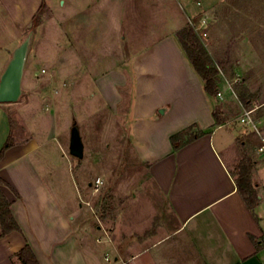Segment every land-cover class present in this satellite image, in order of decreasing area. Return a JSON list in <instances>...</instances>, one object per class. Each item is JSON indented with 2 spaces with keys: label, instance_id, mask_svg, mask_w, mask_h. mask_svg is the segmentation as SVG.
<instances>
[{
  "label": "rangeland",
  "instance_id": "374dc122",
  "mask_svg": "<svg viewBox=\"0 0 264 264\" xmlns=\"http://www.w3.org/2000/svg\"><path fill=\"white\" fill-rule=\"evenodd\" d=\"M45 2L40 21L35 24L32 20L8 53L9 61L14 48L34 28L22 96L17 102L0 103L13 123L12 140L34 136L40 142L34 157L65 212L74 216L73 225L80 239L90 243L94 264H123L121 260L116 263L114 256L123 248L126 261L137 254L140 244L149 246V251L136 261L148 263L157 248L151 250L145 241L165 224L170 215L168 204L153 185L148 165L134 151L127 116L132 75L120 89L124 99L118 107L106 102L98 79L115 69L130 73L132 58L173 28L174 3ZM189 3L197 7L196 1ZM185 5L188 11L190 5ZM211 16L207 38L196 33L212 64L218 66L223 61L219 82L228 84L232 91L224 88L229 91L226 96L223 93L222 98L218 94L211 98L213 109L221 108L225 120V128L217 136L225 135L226 130L235 134L232 172L237 178L243 157H251L252 182L259 194L254 163L260 154L261 139L247 127H238L244 109L254 108L256 117L264 118V0H228L216 5ZM12 31L6 28L7 39ZM239 83H244L253 95L249 107L243 105L235 90ZM75 122L85 144L82 159L69 152ZM169 228L165 226L166 231ZM177 252L173 250L172 254ZM107 255L110 261L105 260Z\"/></svg>",
  "mask_w": 264,
  "mask_h": 264
},
{
  "label": "crops",
  "instance_id": "0c3cea01",
  "mask_svg": "<svg viewBox=\"0 0 264 264\" xmlns=\"http://www.w3.org/2000/svg\"><path fill=\"white\" fill-rule=\"evenodd\" d=\"M43 1L0 0V71L18 34L31 24ZM159 1L174 3L171 31L132 58L130 73L112 70L98 79V88L110 106L118 107L124 99L120 89L132 75L127 116L134 151L148 165L170 215L145 241L151 250L157 248L150 262L136 261L149 251L143 244L126 261L121 248L122 254L114 260L123 264H264V156L258 154L254 163L260 202L251 209L231 169L235 134L226 130L217 136L225 127L215 126L211 98L176 36L188 22L199 24L212 18L215 6L228 0H193L197 7L189 0ZM6 28L13 30L8 39ZM227 85L220 84L222 95L229 93L224 90L230 89ZM194 123L206 133L174 150L171 136ZM13 132L10 114L0 104V154ZM40 147L34 136L17 137L0 157V177L10 185L4 191L22 229L0 239V264H22L17 253L27 242L40 264H94L90 243L80 239L74 216L65 212L34 157ZM165 226H170L168 231ZM173 250L180 252L174 256Z\"/></svg>",
  "mask_w": 264,
  "mask_h": 264
},
{
  "label": "trees",
  "instance_id": "16d2710c",
  "mask_svg": "<svg viewBox=\"0 0 264 264\" xmlns=\"http://www.w3.org/2000/svg\"><path fill=\"white\" fill-rule=\"evenodd\" d=\"M46 6L47 4L44 0L38 10V14L33 17L35 24L40 21L39 15L43 14ZM176 36L189 61L202 79L206 94L209 98L216 96L220 91L219 66L223 64V61L218 66L212 64L211 59L203 44L199 40L192 24L187 23L176 32ZM235 90L238 92L239 99L243 105L245 107H249L253 101V95L250 93L248 87L244 83H239L235 86ZM222 112L221 108L213 109L215 126L222 125L225 122V120L221 118ZM205 133V130L201 129L197 123H194L174 133L170 140L174 150H178L182 146L203 136ZM13 144L14 141L10 136L1 149L0 157H3L6 150L13 146ZM252 169V158L244 156L239 165V173L236 178V184L248 207L255 209L259 205L260 199L256 186L252 182ZM7 186L10 187L8 182L0 177V239L14 231L22 233V229L13 212V203L4 191V187ZM17 196H19L18 193ZM17 256L21 260L22 264H40L38 257L28 242L17 253Z\"/></svg>",
  "mask_w": 264,
  "mask_h": 264
},
{
  "label": "water",
  "instance_id": "95a60500",
  "mask_svg": "<svg viewBox=\"0 0 264 264\" xmlns=\"http://www.w3.org/2000/svg\"><path fill=\"white\" fill-rule=\"evenodd\" d=\"M34 28L23 41L14 48L12 55L0 75V103L17 102L23 93V78L27 60L31 51ZM164 112V109H160ZM69 152L80 159L85 155V144L78 124L73 123Z\"/></svg>",
  "mask_w": 264,
  "mask_h": 264
},
{
  "label": "built area",
  "instance_id": "2783aa9c",
  "mask_svg": "<svg viewBox=\"0 0 264 264\" xmlns=\"http://www.w3.org/2000/svg\"><path fill=\"white\" fill-rule=\"evenodd\" d=\"M198 4H201L198 1ZM194 27L195 31L201 35V38H207V28L209 26V21L207 18H204L199 24L190 22ZM218 96L222 98V92H218ZM256 109H244L243 113L240 116V124L241 127H247L251 132H254L261 139V146L259 148V152L262 156H264V118H257L255 115ZM97 183L100 184L101 180L98 179ZM106 260L110 261V256H106ZM110 264H114L113 262ZM124 264H127L124 262Z\"/></svg>",
  "mask_w": 264,
  "mask_h": 264
}]
</instances>
